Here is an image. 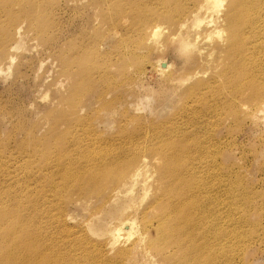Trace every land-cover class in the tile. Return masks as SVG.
<instances>
[{"label":"bare ground","instance_id":"bare-ground-1","mask_svg":"<svg viewBox=\"0 0 264 264\" xmlns=\"http://www.w3.org/2000/svg\"><path fill=\"white\" fill-rule=\"evenodd\" d=\"M161 2V11L153 15L157 22L146 26L144 35L149 32L153 38L159 32H167L169 25L175 26L176 30L171 28L178 30L176 34L187 52L197 46V52L209 64V77L229 86L225 92L231 97L226 110L230 115H235L238 108L250 116L263 111L264 0ZM41 7L38 0H0V54L10 62L15 57L12 50L19 48V42L11 41L12 35L33 30L35 38L41 35L40 39H45L49 26L38 18L42 17ZM25 24L31 30L28 25L25 29ZM95 51L83 56L79 52L76 59L67 58L66 68L60 70L64 79L53 85L69 84L59 102L45 115L49 123L47 135L38 140L27 138L35 141L32 145L39 142V148L32 146L23 152L28 158L32 151L41 156L40 173L28 171L20 176L10 169L9 160L0 158V174L5 183L0 185V264H133L139 247L152 261L159 258L160 264H245L243 255L248 244L264 240L248 241L235 232L246 233L245 223L235 216L238 202L253 203L238 186L219 189L218 195L230 191V196L224 210L216 214L215 130L216 117L222 118L216 97L221 98L224 93L206 97L211 92L209 70L192 76L197 78L185 88L184 108L172 124L170 120L168 125L152 122V126H141V116H137L139 126L134 124L135 128L127 129L125 122V127L119 125L117 135L109 137L95 125L90 110L84 112L86 104L81 102L86 98L84 93L104 83L105 87L97 89L98 94L95 90V112L113 111L123 103L120 83L112 81L116 67L115 73L109 71L116 61L106 59L107 52L104 55ZM117 53L121 52L116 51V56ZM93 54L97 57L92 60ZM124 56L121 58L129 55ZM102 58L105 62L100 63ZM120 59L117 61L122 63ZM215 59L220 62V70L216 65L211 67ZM156 67L173 78L172 65L166 59H161ZM244 91L249 93L244 95ZM62 128L67 131L65 134ZM26 164L24 161L23 166ZM20 183L23 187H12ZM141 190L145 202L137 200ZM74 193L89 196H82V200L95 204L91 220L112 212L116 214L114 223L100 227L87 220L85 227L71 226L63 201H71ZM226 248L228 252H222Z\"/></svg>","mask_w":264,"mask_h":264},{"label":"rangeland","instance_id":"rangeland-1","mask_svg":"<svg viewBox=\"0 0 264 264\" xmlns=\"http://www.w3.org/2000/svg\"><path fill=\"white\" fill-rule=\"evenodd\" d=\"M10 1L18 0H7V3ZM38 1L42 4L40 14L43 17L38 18L44 22L46 21L45 23L49 26L47 35L44 36L45 39H40L41 37L39 36L41 35L38 36L39 38H35L33 30L28 24H25V29L28 25L30 32L14 34L11 37V41L19 42V48L15 47L16 49L12 50L15 54L13 63L6 56L0 54V65L3 66V71L0 72V158H3L6 162L9 160L10 169L16 170V173L20 176H25L28 171H31L32 174H38V169L43 166L40 155H34V151L31 150L32 158H28L27 152H23L32 146L39 148V142L32 145L35 141L27 138H37L38 140L43 134L47 135L46 130L49 127V123H47L45 115L55 106V103L59 102L60 96L64 95L69 84L65 82L67 86L64 85L63 87L61 84L56 86L53 83L64 79L62 71L66 68L67 60L73 56L76 59V55L79 52L82 56L87 55V53L90 54L94 50L99 54L104 52V55L107 52L104 57L108 60L113 58L112 61H116V66L112 65V69L109 68V71L111 70L112 73H115L114 70H116V73L119 71L120 74H123L122 77L119 73H115L112 78L113 82L115 79L116 82L120 83L119 91L124 97L123 103L119 105L118 109L107 112H95L98 103L94 102V100H96L98 90L106 86L104 83H98L99 85L97 84L94 90L84 93L86 98H82V101L80 100L86 104L84 112L90 110V113H87L92 115L90 117L95 122V125L99 126L98 128L104 132L105 136L117 135L120 129L119 125L125 124V122L127 129H133L135 125L136 127L139 125L152 126V122L153 124H158L159 122L168 125L171 120L170 124H172V121L179 117L180 112L184 108L186 99L185 88L197 78L192 76L197 71H208L210 69L208 67L209 64L197 52V46L194 48V53L186 51L187 49L180 42V36L176 34L178 30L174 31L171 28L174 27L175 29V26L168 24L170 28L167 29V32H159L156 36L153 35L154 41L149 32H145L146 34L144 35L143 30L146 29V26L149 27L157 22V17L154 16L156 17L154 18L153 15L161 11L159 9L163 5L161 0ZM137 9L140 10L138 11ZM18 13L22 12L19 10ZM145 15L147 16L144 18ZM141 17L143 19L139 20ZM136 18L137 20H135ZM140 21L143 22L141 23ZM158 22L161 21L158 20ZM165 24L167 26V23ZM140 26L143 27L141 30ZM215 40L218 42V37ZM116 51L121 53H117L116 56ZM133 52L136 56L132 55ZM118 54L122 58L125 54V56L129 55L127 57L131 58V61L125 56V59L120 57L121 61L118 58ZM94 56L97 57V55L93 54L92 60L95 58ZM2 57L5 59L3 60ZM102 59H99L100 63L105 62V58ZM119 59L122 63L118 62ZM161 59L164 61L166 59L172 65L171 77L173 78L170 79L169 73L164 75L165 73L163 74L156 67V64ZM214 61L211 67L216 65L220 70V62H218V59L215 63ZM62 62L66 63L63 64ZM118 63L121 66L118 67ZM8 64H10V68H8ZM124 65L125 67H122ZM128 67L129 69H126ZM117 68L121 70H117ZM60 70L62 71L60 72ZM136 70L140 72L137 73ZM209 75L210 70L207 78H210ZM120 79H122V82ZM132 79L135 80L132 81ZM222 83V81L217 82L211 79V92L206 95V97L211 98L220 92L224 93L221 98L216 97V102L219 103V108L221 107L218 112H222V118L216 117L215 130L216 174H218V177H216V214L224 210L226 201L230 196V191L218 195L219 189L225 186H238L242 189L244 197L247 194L253 199V203L250 201H237L238 205L234 209L235 216L239 221L245 223L243 228L246 233L235 232L241 237H247L248 241L254 239L264 240V110L257 112L256 116H250V114L237 106L236 114L230 115L226 110L227 107H230L227 102L231 97L225 92L229 86H223ZM101 86L102 88H100ZM243 93L245 95L249 92L244 91ZM240 99L243 100V97H240ZM93 108L94 110H92ZM100 116L103 117L102 120ZM130 116L132 119L129 118ZM137 116H141L139 125V121L136 120ZM125 119L127 121L129 119L132 122L128 121L129 124L127 125ZM124 124L122 126L125 127ZM62 129L64 130V128ZM64 131L63 134L67 132L66 130ZM47 138H50V136ZM26 139L29 143L26 142ZM23 143L25 144L23 145ZM24 161H27L26 167L23 166ZM0 178L1 185V182L4 183V178L1 174ZM30 181L32 183L34 180ZM7 186L9 187L10 185ZM12 187H23V184L20 183ZM142 192L141 190L137 196L139 202H145ZM82 196L84 195L74 193L71 196V201H66L64 199L65 196L63 198V203L66 202L64 203V209L67 217L69 215L68 222L71 226L84 225L85 227L88 221H93V225H99L100 227L107 225L109 227L114 223L116 214L112 212L104 213L95 221L91 220L92 213L96 209L95 204L83 201ZM84 197L87 198L89 196ZM13 203L15 205L16 201L13 200ZM250 224L253 225L251 226ZM129 241L126 243L129 244ZM249 246H251V243L245 249L243 263L264 264V243L255 240L252 246ZM135 252L136 254L132 258L133 264H160L157 260L159 258L155 257L152 261L151 257L149 258L147 253L143 252L140 247ZM222 252H228V248L222 250ZM239 264L241 263L239 262Z\"/></svg>","mask_w":264,"mask_h":264}]
</instances>
